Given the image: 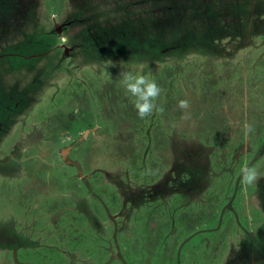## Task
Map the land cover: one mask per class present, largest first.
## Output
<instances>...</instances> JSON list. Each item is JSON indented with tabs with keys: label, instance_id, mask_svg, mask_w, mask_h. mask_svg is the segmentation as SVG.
Masks as SVG:
<instances>
[{
	"label": "rangeland",
	"instance_id": "1",
	"mask_svg": "<svg viewBox=\"0 0 264 264\" xmlns=\"http://www.w3.org/2000/svg\"><path fill=\"white\" fill-rule=\"evenodd\" d=\"M142 1L0 0V264H264V0H217L193 47L214 0ZM24 21L62 45L19 58Z\"/></svg>",
	"mask_w": 264,
	"mask_h": 264
},
{
	"label": "clouds",
	"instance_id": "2",
	"mask_svg": "<svg viewBox=\"0 0 264 264\" xmlns=\"http://www.w3.org/2000/svg\"><path fill=\"white\" fill-rule=\"evenodd\" d=\"M63 39L66 41V38ZM122 83L127 93L134 98L133 106L140 119L151 115L153 111L163 112V107L154 103L162 91L154 80H150L143 75L125 72L122 73ZM178 107L182 110L187 109L189 102L187 100H181ZM256 180L257 172L254 169H242V183L252 184Z\"/></svg>",
	"mask_w": 264,
	"mask_h": 264
},
{
	"label": "trees",
	"instance_id": "3",
	"mask_svg": "<svg viewBox=\"0 0 264 264\" xmlns=\"http://www.w3.org/2000/svg\"><path fill=\"white\" fill-rule=\"evenodd\" d=\"M24 1V3H22V2H19L20 4H26V3H29V0H23ZM144 1V2H143ZM142 2L143 3H145V1L146 0H143ZM217 1V0H216ZM176 2V0H174L173 1V3H175ZM212 4H213V6H212V8H213V10H212V8L211 9H208L209 7H205V13H203L204 12V8L203 9H201L202 10V12L201 13H197V14H201V15H203V16H205V19H204V21H203V19L202 18H200L198 15H196L195 13V17H193V18H190L191 19V22L193 23V24H195V21L198 23V25H199V29L198 28H196V29H194L193 27H191L190 25H188V27H190L191 29L188 31V32H186V36L188 37V40H187V42H188V46L190 45L191 47H193L194 45H193V39H194V35L195 36H202V35H204L205 34V28H206V26H207V23L209 24V19H211V22L213 23L214 21H215V19H216V17H214V18H209L210 17V14L212 13V11H214V10H218V9H222V6L220 7V5L218 6V1L215 3V0L214 1H212ZM31 6L32 5H30V8H31ZM205 6V5H204ZM217 6V7H216ZM257 6H260V4H257ZM257 6H255V8L257 7ZM181 7L182 6H180V5H178V7H177V9H175L176 10V14H177V16L180 18V19H177L178 21H176V22H182V21H185V18L187 17H189V16H187L188 15V13H186V12H188V11H185L183 8L181 9ZM208 9V10H207ZM260 9H262V8H257V10H255V11H257V12H259V10ZM246 12V14H251L250 12V10L249 9H242V13H245ZM35 13L37 14V13H39V9H35ZM175 14V15H176ZM175 15L174 16H171V17H167L166 16V22L167 23H171V25L173 24V21L175 22ZM181 16H184V17H181ZM193 16V15H192ZM209 16V17H208ZM175 17V18H174ZM97 18V17H96ZM174 19V20H173ZM168 20H169V22H168ZM173 20V21H172ZM189 20V19H188ZM255 20H256V22H258L259 24H257V27H256V25H255V23H254V20L250 17L249 19H248V24L246 23L245 25L243 24V26H244V28H247L246 30H245V32L247 33V36H249L250 34H254V33H251V31L253 30V32H255V34L256 33H258L257 31H259L260 29H262V27L260 28V24H261V22H262V18H260V15H259V18H255ZM172 21V22H171ZM187 21V20H186ZM192 23H191V25H192ZM24 24H25V28L27 29V30H25V29H23L24 30V32H22L21 34H20V36L22 37V36H24L25 37V39L24 40H30V39H33V38H30V35H44L43 33L46 31H44V29H43V27L42 26H40V27H36L35 25H34V23L33 22H29V23H27V21H24ZM166 25V24H165ZM196 25V24H195ZM193 26V25H192ZM209 26V25H208ZM221 26V24H219L218 23V26H217V29H218V31L221 33V31L219 30V27ZM259 27V30L257 29ZM109 28V27H108ZM108 28L106 29V30H108ZM199 30V31H197L196 32V30ZM105 30V31H106ZM192 30V31H191ZM25 31H27L28 32V34L25 32ZM101 31H103V30H101ZM195 31V32H194ZM105 35V34H104ZM156 35V34H155ZM47 36V35H46ZM49 36V35H48ZM174 37H175V35H174ZM35 38H37V37H35ZM26 40V41H27ZM51 40V39H50ZM53 40V39H52ZM196 41V40H195ZM52 43V42H51ZM52 45V44H51ZM105 58H107V56L105 55L104 56ZM96 61H98V60H96ZM159 61H161V60H159ZM90 64H94V63H92V62H90ZM3 107H4V105H3Z\"/></svg>",
	"mask_w": 264,
	"mask_h": 264
},
{
	"label": "flooded vegetation",
	"instance_id": "4",
	"mask_svg": "<svg viewBox=\"0 0 264 264\" xmlns=\"http://www.w3.org/2000/svg\"><path fill=\"white\" fill-rule=\"evenodd\" d=\"M52 33V32H50ZM44 35H52V34H48L47 31H45L43 33ZM50 36H47V37H50ZM34 40V43L36 44H41V46H39V48L37 50H35V52H22L20 54H17V56H19V58L21 59H24V60H28L30 58H35V59H41L43 58L44 55H46V53L52 49L55 45L60 47L62 45L63 42L57 40V39H53L51 38V40H46V41H43L42 39L40 38H35L33 39ZM30 41V40H28ZM27 41V42H28ZM52 42V43H51ZM52 44V45H51ZM49 46V47H47ZM47 47V48H46ZM44 48V49H43ZM40 49V50H39ZM16 54V53H15ZM5 104V102L0 98V111H2L3 109V105ZM7 128V124L5 123H0V131H5ZM8 229L9 232H6V230ZM12 229V226L8 223V226L7 228H3L0 232L1 236H0V240L1 242H3L2 239H6L8 241H10V239H12L9 234L12 233L10 230ZM7 234V235H6ZM14 235V234H12ZM5 237V238H4ZM11 245H14L13 243H10Z\"/></svg>",
	"mask_w": 264,
	"mask_h": 264
},
{
	"label": "bare ground",
	"instance_id": "5",
	"mask_svg": "<svg viewBox=\"0 0 264 264\" xmlns=\"http://www.w3.org/2000/svg\"><path fill=\"white\" fill-rule=\"evenodd\" d=\"M113 4H114V3H113ZM122 4H123V3H122ZM122 4H121V5H122ZM124 9H125V8H124ZM58 29H59V27H58ZM8 67H9V66H8ZM0 78H1V77H0ZM16 84H17V83H15V85H16ZM170 95H171V94H170ZM83 150H84V149H83ZM83 150H82V152H83ZM80 153H81V152H80ZM57 178H58V176H57ZM52 179H53V178H52ZM261 187H262V186H261ZM259 190H262V188H261V189H259ZM258 195H260V196H259V199H260V201L263 203V198H262V195H261V194H259V193H258ZM263 211H264V209H263Z\"/></svg>",
	"mask_w": 264,
	"mask_h": 264
},
{
	"label": "water",
	"instance_id": "6",
	"mask_svg": "<svg viewBox=\"0 0 264 264\" xmlns=\"http://www.w3.org/2000/svg\"><path fill=\"white\" fill-rule=\"evenodd\" d=\"M60 30V29H59Z\"/></svg>",
	"mask_w": 264,
	"mask_h": 264
}]
</instances>
